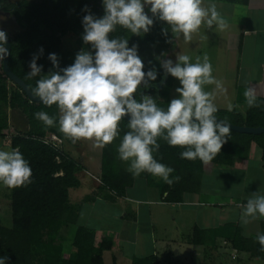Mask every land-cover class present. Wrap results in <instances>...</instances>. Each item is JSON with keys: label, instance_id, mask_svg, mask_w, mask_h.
I'll list each match as a JSON object with an SVG mask.
<instances>
[{"label": "trees", "instance_id": "1", "mask_svg": "<svg viewBox=\"0 0 264 264\" xmlns=\"http://www.w3.org/2000/svg\"><path fill=\"white\" fill-rule=\"evenodd\" d=\"M82 1L81 18L79 11H73L64 0H0V9L26 23V28L9 36V65L36 95L54 87H69L93 94L118 111L139 115L145 123L143 135L147 136L159 117L176 112L158 109L157 104L163 97L162 87L171 78L161 56L171 46L179 23L178 10L161 5L150 14L140 11L121 16L110 0ZM92 2H96V25L88 15ZM114 14L117 23L112 29L104 20L114 19ZM69 30L86 39L82 55L96 56L99 68L108 71L105 76L93 77L79 60L62 52V36ZM4 50L5 43L0 41V137L7 136L4 130L13 126L10 110L24 115L28 128L15 127L10 134L12 224L0 223V264H104L103 252L112 249L111 239L96 245L95 230L78 223L69 189L80 185L77 173L82 166L64 149L43 142L48 133L73 143L77 129L101 122L102 187L118 196H125L128 187L144 178L159 189L164 201L182 202L186 194L200 192L206 172L216 166H232L237 158H248L254 143L262 151L264 167V133L238 132L211 120L165 121L154 140L144 144L130 121L117 119L88 101L63 93L42 102L31 101L3 70ZM125 53L132 55L131 71L110 68L114 59ZM141 80L145 86L160 83V91L159 87L152 88L159 95L154 93V99L146 100ZM238 90L237 102L246 104L243 111L221 108L212 114L236 125L264 127V92L252 94L248 86ZM71 101L75 102L76 114L64 120L59 110ZM159 168L163 169L162 176L157 173ZM260 227L258 234L248 235L234 221L213 228L195 226L192 242L207 248L222 237L232 249L264 258V218ZM67 241L73 247L70 253ZM130 264L163 263L150 255L135 257Z\"/></svg>", "mask_w": 264, "mask_h": 264}, {"label": "crops", "instance_id": "2", "mask_svg": "<svg viewBox=\"0 0 264 264\" xmlns=\"http://www.w3.org/2000/svg\"><path fill=\"white\" fill-rule=\"evenodd\" d=\"M185 1L188 5L177 6L159 3L154 6L150 3V0H143L141 5L148 14L158 9L161 5H168L177 9L179 14L177 27L182 26V22L185 20L184 13L187 12H190L195 18H198V14H201V19L213 26H216L215 24H226L227 30L224 32H226L227 36L225 38H217L218 44L224 43L227 51H235L236 56L239 57L236 65L237 72H245L240 76L242 79V84L240 85L248 86L249 92L252 94L263 93L264 79L252 81V72L264 73V0H247L246 3L237 0ZM149 6H154L150 12L147 11ZM9 15L12 17L13 14L10 13ZM4 28L6 27L3 25L0 28V32L10 36ZM246 51L248 54L247 60L245 63L240 64L243 53ZM173 53L174 50L171 43V46L162 54V56L167 55L166 58H163L162 63L167 69L168 76L170 75L168 62L172 60ZM160 89L158 90L160 91ZM236 101L231 108L226 109L236 107L243 111L244 109H241L242 107L240 108ZM73 102L71 101L60 108L59 113L64 120H71L76 114V105ZM10 121L13 126L4 130L7 136L0 137V150L2 151L4 148L10 149V154H7L6 157L8 156L7 158L11 162L10 134L14 133L15 127L21 130L27 129L28 124L25 116L16 110H10ZM97 124H87L85 127L77 129L74 142H64L63 149L82 166V169L77 173L80 185L69 189L70 201L78 213V223L95 230L96 245H99L104 239H111L113 242L112 249L103 252L104 264H106L107 257L112 261V264H130L135 257L150 255H156L163 264H186L191 259L185 262L179 256H176L175 246L179 250L184 249L185 253H201L203 248L213 249L216 243H220L219 245L225 249L226 244H229V242L222 237H217L216 243L208 245L207 248L194 244L192 238L195 226L209 228L205 223L199 224V219L198 222L190 225L189 230L191 232L188 235H183L182 238L177 236L179 230L175 231L176 233L173 236L169 231V227L178 226L177 228L179 229L177 224L182 223L184 216H187L190 212L197 211L202 214L201 217H197L201 218L203 222H207L212 219V215L210 212H202L207 211L208 207L215 206L220 211L227 208L238 211L237 219H229V221L239 223L245 230L242 223L244 209L249 206L264 204L262 201L254 199L244 200L240 199V197H231V195H219V191H212L210 188L216 174L221 176L222 179L232 180L235 177V173H240L242 175L240 178L242 179V184L245 183L251 164L254 161L257 162L256 174L258 179L261 177L264 180L262 151L255 143L252 144L248 158H237L232 166H216L210 173L206 172L200 192L186 194L182 202L170 203L164 201L159 189L150 185L144 178H138L132 186L128 187L125 196H118L115 192L102 187L103 132L101 125L99 129V148L101 147V152L98 155L95 150L96 130L95 134L93 133L91 136V128L93 127V130L96 129ZM89 131L91 146L90 144L85 146L83 144V134ZM2 158L3 154L0 152V169L4 167ZM138 180H142L143 188L148 194L153 191H156L154 192L156 194L152 197H134L130 195L128 190ZM263 218L264 216L258 217L259 228L254 231L257 232L255 234L260 232V222ZM229 221H221L220 225ZM172 245L175 246L173 247ZM233 251L237 250L233 249ZM164 253H168L169 257L165 256Z\"/></svg>", "mask_w": 264, "mask_h": 264}, {"label": "rangeland", "instance_id": "3", "mask_svg": "<svg viewBox=\"0 0 264 264\" xmlns=\"http://www.w3.org/2000/svg\"><path fill=\"white\" fill-rule=\"evenodd\" d=\"M18 1V0H11ZM41 1V0H32ZM72 7L75 5L82 6V0H64ZM113 6L121 12V16H128L132 12V6L141 4L143 0H110ZM152 5L157 4H171L177 6L188 5L185 0H150ZM154 6H149L147 9L150 12ZM124 9H126L124 11ZM202 12V11H201ZM198 18H195L190 12L184 13L185 20L182 22L181 27H177L173 31L172 48L174 50L172 60L168 62L170 79L162 87V100L157 104L158 109L170 108L178 113L184 114L191 113H212L214 110L221 109L222 107L231 108L238 97L239 86L242 84L241 75L245 72H237V60L235 51H227L225 44H218L217 38H225L227 26L221 24H209L201 19V14H198ZM10 23L3 24L6 28L4 30L10 35H15L18 30L26 28V23L21 21L18 16L12 15L9 18ZM18 29V30H17ZM62 52L74 60H79L81 65L87 68L85 62L80 60L81 46L76 43V36L72 33L63 35ZM78 42V41H77ZM79 43V42H78ZM79 55V56H78ZM247 51L243 53L240 64H243L247 60ZM167 55L162 56L166 58ZM170 56V55H169ZM80 57V58H79ZM99 67V66H98ZM90 68H92L90 66ZM102 69V68H98ZM94 71V70H93ZM56 72H60L57 70ZM143 72L146 70L143 69ZM93 76L97 74H103V72H91ZM247 73V72H246ZM263 72H252V81H260L264 79ZM166 79V78H165ZM239 85V86H238ZM138 89V88H137ZM139 91V89H138ZM133 99V98H132ZM237 102V101H236ZM74 103V102H73ZM72 103L73 106H75ZM241 109H245V103H237ZM244 107V108H243ZM66 110V109H65ZM100 125H96V129L91 128V136L95 134L96 130V154L101 152L100 143ZM95 127V126H94ZM89 132L83 134V144L85 146H91V137ZM88 139V142H87ZM84 151V149H83ZM3 154V169H0V223L6 226L12 224L11 217V198H10V161L6 157L10 154V149L4 148ZM5 155V157H4ZM6 166V167H5ZM257 162L254 161L251 164L249 173L247 174L246 182L242 184V175L235 173V177L232 180L222 179L218 174L215 175L213 184L210 186L212 191H219V195H231V197H240V199H254L262 201L264 203V180L257 176ZM163 169L159 168L158 175L163 174ZM261 176V175H260ZM228 181V183H227ZM142 180H138L136 184L128 190L129 194L134 197H152L154 192L148 194L143 188ZM216 201V200H213ZM207 211L210 212L212 219L207 222H203L201 218V212H190L187 216H184L182 223H178L179 229L176 227L170 228V233L174 236L175 231L179 230L178 237L188 235L191 231L190 225L195 222L199 224L205 223L209 228L217 227L221 221H229V219H237L238 211L232 208H227L222 211L215 206L208 207ZM204 215V214H203ZM264 216V204L260 206L246 207L242 215V223L244 225V232L248 235H253L259 228L258 217ZM170 226V225H169ZM195 230V228H194ZM193 230V233H194ZM180 238V239H181ZM67 241L65 244L68 248V253L73 251V247ZM220 243H216L214 248L207 250L205 253H185L184 249L177 248L175 245L176 256H179L182 260L187 262L186 264H264V258L253 257L249 253H240L233 251V249L226 244V247L222 248ZM228 245V246H227ZM221 247V248H220ZM202 250V249H201ZM169 257L168 253H164ZM171 259V258H170ZM184 262V263H185ZM119 263V262H118ZM106 264H112V261L107 257ZM182 264V263H180Z\"/></svg>", "mask_w": 264, "mask_h": 264}, {"label": "water", "instance_id": "4", "mask_svg": "<svg viewBox=\"0 0 264 264\" xmlns=\"http://www.w3.org/2000/svg\"><path fill=\"white\" fill-rule=\"evenodd\" d=\"M6 14L9 15L10 12H6ZM0 41L5 43V50L3 54V70L5 71L6 75L10 78V80L13 83L19 85L22 88V90L26 93V95L30 98L31 101L42 102V101L47 100L48 98H51L57 93L68 94L74 98H79V99L88 101L98 106L100 109H102L103 111H105L106 113L110 114L111 116L117 119L122 118V119H126L130 121L135 128V132H136V136L138 140L144 144L151 143L154 140L155 135L159 129V126L165 121L194 122V121L211 120L228 129L235 130L238 132L250 133V134L264 133V127L262 126L250 127V126L236 125L212 113H197V114L186 115V114L174 112V113L165 114L159 117L154 122L149 135L144 136L143 132L145 130V123L139 115L132 113V112H128V111H118L114 109L113 107H111L110 105L106 104L104 101L94 96L93 94H90L88 92L79 91V90L69 88V87H54V88L49 89L46 93L42 95L34 94L31 88L28 86V84L22 78H20L17 74H15L9 65L11 49H12L10 37L5 34H0ZM135 77L136 78L139 77L137 70L135 72Z\"/></svg>", "mask_w": 264, "mask_h": 264}, {"label": "flooded vegetation", "instance_id": "5", "mask_svg": "<svg viewBox=\"0 0 264 264\" xmlns=\"http://www.w3.org/2000/svg\"><path fill=\"white\" fill-rule=\"evenodd\" d=\"M9 2H13V1H11V0H8ZM83 7V5L82 6H78V5H75L74 7H72V10L74 11V10H78L79 12V15H80V17L82 18V10H81V8ZM114 7V9L116 10V12H117V14L119 15H121V12L119 11V10H117L116 9V7L115 6H113ZM89 9H88V15H89V18H90V20H91V23L92 24H94V25H96V2H92L90 5H89V7H88ZM105 9V8H104ZM126 9H124V11H125ZM140 11H143V12H145L146 14H148L144 9H143V7H142V5L141 4H136V5H134V6H132V12L133 13H135V12H140ZM6 12H9V11H7V10H3V9H0V28L3 26V24H5V23H10V16L11 15H7L6 14ZM116 15L114 14V19H113V17H112V19L111 20H108V19H105L104 21H105V23H108L107 24V26H110L112 29H115V24L117 23V21H116V17H115ZM97 18H98V23H101V17L97 14ZM103 22V21H102ZM1 31V30H0ZM67 33H72L73 35H75L76 36V43L77 44H80V46H82V45H85V44H87L88 42L86 41V39L85 38H81L75 31H72V30H69V31H67ZM67 33H65V34H67ZM0 34H3L2 32H0ZM64 34V35H65ZM62 38H63V36H62ZM62 41H63V39H62ZM79 43H78V42ZM95 45V44H94ZM81 50H82V52H83V48L81 47ZM79 56V55H78ZM81 57V58H80ZM80 60L82 61H84L85 62V65H87L86 67V71L85 72H103V75L105 76L106 75V73H104V72H108L107 70H105V69H98L99 67V65L97 64V61H96V56H91V55H89L88 57H84L83 55H82V53H80ZM120 59H118V60H116V59H114V61L112 62V65H110V68H112V66H115V67H118V69L120 70L119 72H130L131 71V69H130V67H131V60H132V55L131 54H129V53H125V54H120ZM161 60H163V58H162V56H161ZM99 62V61H98ZM144 64H146V63H144ZM90 66L92 67V68H90ZM94 70V71H93ZM136 70H137V72H139V70L137 69V68H135L134 69V71L136 72ZM94 77V76H93ZM136 78V77H135ZM139 78V77H138ZM137 78V79H138ZM143 82V83H142ZM140 84H141V86H144L143 87V93H144V96H145V99L146 100H149V99H154L155 97H154V93L155 94H157V95H159V92H157V91H159V90H157L156 92H152V88L153 87H159L158 89H160V83H158V84H150V85H147V86H145V83H144V80H141L140 81ZM133 99H134V97H132Z\"/></svg>", "mask_w": 264, "mask_h": 264}, {"label": "built area", "instance_id": "6", "mask_svg": "<svg viewBox=\"0 0 264 264\" xmlns=\"http://www.w3.org/2000/svg\"><path fill=\"white\" fill-rule=\"evenodd\" d=\"M42 141L47 144L53 145L60 150H63V140L54 133H48L42 138Z\"/></svg>", "mask_w": 264, "mask_h": 264}]
</instances>
